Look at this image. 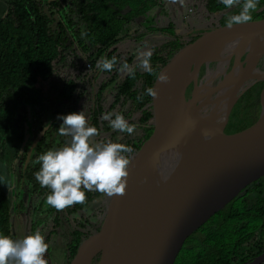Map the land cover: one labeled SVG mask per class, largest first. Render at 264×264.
I'll return each instance as SVG.
<instances>
[{
	"label": "trees",
	"instance_id": "16d2710c",
	"mask_svg": "<svg viewBox=\"0 0 264 264\" xmlns=\"http://www.w3.org/2000/svg\"><path fill=\"white\" fill-rule=\"evenodd\" d=\"M260 1L264 6V0ZM161 4L162 0H8L6 9L0 14V161L4 160L8 145L17 148L18 155L29 138L30 148L35 142L31 150L22 156L23 166L19 172L25 190L38 199L31 211L27 235L40 231L49 244L50 237L57 233L61 225L66 226L67 233L71 228L66 242L67 264L76 255L81 243L101 226L104 214L102 203L97 215L93 210L87 216H84V212L89 211L97 198L104 199L107 195L86 191V204H75L63 211L46 205L50 189L41 187L36 181L34 173L39 170L40 164L34 161L49 149L63 147L69 139L59 133L53 137L62 124L58 116L69 114L66 109L57 110V93L70 98L76 89L82 94L79 88L85 83H94L96 92L94 104L89 108L90 125L100 132L94 140L100 139L103 132L112 130L109 122L101 119L102 115L119 112L129 123L136 125V130L131 135L114 130L110 136L119 135V143L130 146L134 153L139 151L153 130L152 97L146 94V89L154 87L157 73L172 55L206 31L217 28L176 35L166 31L171 28V23L170 27H162L161 32L151 28L153 18L139 21V17ZM239 10L240 6L225 8L220 0L205 2L207 16L223 13L220 27L226 26L228 16L237 14ZM252 16V20L263 18L264 7ZM156 32L171 36L166 42L151 48L153 54L150 63L156 74L137 69L135 78L127 73L120 79L118 74L121 71L117 69L123 63L131 65L133 56L121 61V55L115 54L113 47L126 38L141 39ZM113 56L117 57V66L111 72L96 67V62L102 57L111 59ZM63 70L69 72L67 81L61 83V91L54 90V76ZM261 86L253 92L251 102L247 99L245 103H259ZM105 89H108V94L102 95ZM142 93L143 99L138 100ZM49 114L54 116L43 125L44 121H41ZM31 119L43 123L33 137L27 126ZM254 122H247V126ZM243 130L239 128L236 134ZM133 152L125 155L131 160ZM13 169L11 174L14 181L16 175ZM253 193L262 195L261 183ZM247 195L246 192L231 200L195 231L202 232L205 239L199 241L195 233L189 236L174 264H241L249 259L250 254H261L264 245L261 244L253 253L249 245L252 240L250 230L253 229L251 220L257 218L253 212L249 214ZM12 211L9 191L0 183V234L15 239ZM91 220L95 221L96 228L88 230L86 224ZM256 237L262 239L260 234Z\"/></svg>",
	"mask_w": 264,
	"mask_h": 264
},
{
	"label": "water",
	"instance_id": "95a60500",
	"mask_svg": "<svg viewBox=\"0 0 264 264\" xmlns=\"http://www.w3.org/2000/svg\"><path fill=\"white\" fill-rule=\"evenodd\" d=\"M262 46L264 17L206 31L172 55L159 70L169 81L156 76L153 130L131 157L125 194L108 197L99 230L81 243L69 264H91L97 257L98 264H174L190 235L264 175V87L256 121L238 134L224 133L238 99L264 81L250 55ZM225 55L243 64L245 78L223 97L225 118L213 128V116L186 108L188 70ZM263 259L264 252L242 264Z\"/></svg>",
	"mask_w": 264,
	"mask_h": 264
},
{
	"label": "clouds",
	"instance_id": "9594fccd",
	"mask_svg": "<svg viewBox=\"0 0 264 264\" xmlns=\"http://www.w3.org/2000/svg\"><path fill=\"white\" fill-rule=\"evenodd\" d=\"M176 2V0H171ZM183 3V0H180ZM225 8L240 6L237 14L228 17L226 27L245 24L252 21V13L258 9L259 0H220ZM151 49L137 51V62L134 65L123 63L118 71L127 72L135 78L137 69L154 73L150 63ZM117 66V57L111 59L102 57L96 62L101 71L111 72ZM157 79L167 83L170 79L166 72H159ZM146 94L155 98L154 88H147ZM143 93L137 97L143 99ZM114 116V118H113ZM62 124L58 128L60 136L68 137V142L60 148L49 149L39 155L34 163L40 168L34 173L36 181L41 187L50 189L46 196V205L57 211L75 204H86V191H96L108 197L123 196L126 191L129 175L130 159L125 153H132L133 149L123 143L96 142L94 138L100 135L97 127L91 126L84 111L73 112L58 116ZM102 120L109 122V126L116 131L133 134L136 125L129 123L119 112L104 113ZM0 183L10 188V182L0 176ZM49 248L40 231L26 235L21 239L0 234V264H48L45 254Z\"/></svg>",
	"mask_w": 264,
	"mask_h": 264
},
{
	"label": "rangeland",
	"instance_id": "374dc122",
	"mask_svg": "<svg viewBox=\"0 0 264 264\" xmlns=\"http://www.w3.org/2000/svg\"><path fill=\"white\" fill-rule=\"evenodd\" d=\"M8 0H0V14L4 12L6 9ZM205 2L206 0H183V3L180 0H176V2H171V0H162L161 5H157L146 12L145 15L139 17V21L142 22L146 18H153V22L151 23V28L154 29H161L160 27H167L171 23V28H167L169 33L176 34V35H184L188 32H198L205 29H212L214 27L221 26L220 17L222 16V12L216 13L215 15L207 16L205 11ZM263 3L259 0L258 9L255 12H258L263 9ZM254 13V12H253ZM252 13V14H253ZM231 16V14L229 15ZM228 16V17H229ZM147 26V24H145ZM170 27V26H169ZM161 31V30H160ZM154 32V31H153ZM162 32V31H161ZM167 32V33H168ZM165 33V32H164ZM168 33V34H169ZM171 37V36H170ZM165 34H157L156 33H149L147 36L141 39L136 38H126L121 42L115 45V54L121 55V61L124 58L133 56V62L131 65L135 64L137 61V51L144 50V49H151L153 45L161 43L163 40L170 38ZM130 65V66H131ZM69 72L67 70L59 71L55 74L54 78L56 79V86L54 84V90L61 91L63 86L61 83H65L67 81V75ZM126 72H119V76L123 77ZM190 89L188 87L187 91ZM258 89V83L250 87L238 100L237 104L233 108L229 116V123L226 130V135H234L237 133L239 128L248 127L246 121V114L248 113V109L244 106L247 99H251L254 96V91ZM186 91V92H187ZM55 92V91H54ZM56 97V96H55ZM78 99H84V96L77 97ZM57 99V98H56ZM59 101V99H57ZM80 102V100H79ZM251 102V100L249 101ZM64 104L59 101L57 110L62 111L63 109L67 110V104ZM71 105L74 106L76 103L73 100L70 101ZM89 103V101H88ZM72 108V112H78V105ZM62 107V108H60ZM85 112V108H83ZM54 116V115H53ZM50 114L47 115L44 120V124L31 119L27 122V126L31 129L29 132L31 136H34V133L37 132V129L43 124L45 125L46 122H49V119L52 118ZM58 130L54 132V136H56ZM30 138L29 141L25 143L24 148L19 152L17 155V148L8 145L6 148V155L3 161H0V176L5 177L7 181L10 182V188L7 187L6 184L2 183L5 188L9 191L11 202L13 205L12 211V229L15 235V239H21L26 236L29 232V223L31 219V211L33 206L38 203V199L32 195L28 191H26L25 187L21 182V178L19 177V172L22 169V156L30 150ZM96 142H101L100 139H97ZM14 164V167H13ZM16 175L15 180H12L11 171ZM106 199L101 201L103 206V210L105 212L106 204L108 201V196L105 197ZM98 203V202H97ZM97 203H94L98 206ZM99 203V204H100ZM96 210V208H93ZM90 211H88V214ZM68 233L66 232V226L61 225L56 234H53L50 237L49 241V248L47 253L45 254V259L47 260L48 264H67V251H66V242L69 240ZM98 259L95 261L98 264Z\"/></svg>",
	"mask_w": 264,
	"mask_h": 264
},
{
	"label": "bare ground",
	"instance_id": "6f19581e",
	"mask_svg": "<svg viewBox=\"0 0 264 264\" xmlns=\"http://www.w3.org/2000/svg\"><path fill=\"white\" fill-rule=\"evenodd\" d=\"M250 55L257 58L260 70L255 71L264 72V46L258 52H250ZM234 62V55H225L202 62L188 70L190 83L187 87L190 89L187 92L186 108L194 115L213 116V128H219L225 118L223 97L245 78L243 64L238 66ZM190 97L193 99L189 100Z\"/></svg>",
	"mask_w": 264,
	"mask_h": 264
},
{
	"label": "flooded vegetation",
	"instance_id": "af4514ba",
	"mask_svg": "<svg viewBox=\"0 0 264 264\" xmlns=\"http://www.w3.org/2000/svg\"><path fill=\"white\" fill-rule=\"evenodd\" d=\"M163 32V31H162ZM198 32H200V31H198ZM195 33H197V32H194V31H192L191 32V34H195ZM157 34H159V33H157ZM187 34V33H186ZM185 37H187V35H185ZM184 38V37H183ZM164 41L166 42L167 41V39H165V40H163L161 43H164ZM160 44V43H159ZM134 65V64H133ZM125 74H127V72L125 73ZM124 74V75H125ZM119 76V75H118ZM119 78L121 79V77L119 76ZM258 83V86H260L261 84H262V86H261V90H262V88L264 87V81H260V82H257ZM256 83V84H257ZM255 85V84H254ZM80 90H81V92H82V94H79V90H74V92L72 93V95H70L71 97L70 98H67V97H62V96H60V94H58L57 93V97H58V99H59V101H61V103H65V102H68L66 105H67V110L69 111V113H71L72 112V108H71V103H70V101L71 100H73V102L74 103H76L74 106H72L73 108L76 106V105H78V112H80V111H84V110H82L83 108H85V115H86V117L88 118V120H89V124H90V122H91V118H90V114H89V108L94 104L93 103V99H94V94H95V92H96V89H95V84L94 83H91L90 85H88L87 83H85V85H82V87H80L79 88ZM108 89H105L104 91H102L101 92V94L102 95H106V94H108V91H107ZM261 90H260V92H261ZM84 96V99H78L77 97H80V96ZM259 95H260V93H259ZM79 100H80V102H79ZM88 101H89V103H88ZM239 101V100H238ZM237 101V102H238ZM237 102H236V104H237ZM235 104V105H236ZM235 105H234V107H235ZM244 106L249 110L248 111V113L246 114V118H248V120H246V121H244V122H248V123H250V122H254V121H256V119H257V117H258V115H259V112H260V109H261V106H260V100H259V103H254V104H244ZM233 107V108H234ZM60 108H62V107H60ZM233 110V109H232ZM90 118V119H89ZM228 123H229V121L227 122V124H226V126H225V128H224V133H226V130H227V127H228ZM246 129V128H245ZM114 130L112 129L110 132H107V133H105V132H103L104 134H103V136L100 138V141L101 142H107V141H109V140H111L112 142H118V137H119V135H114V136H110V133L111 132H113ZM238 131V130H237ZM229 135H231V134H229ZM107 136V138L106 139H104V137H106ZM96 140L97 139H95V140H93V143H96ZM134 153V152H133ZM259 183H261V189H262V195H260V196H256V194H254L253 192H254V188L259 184ZM248 193V195H247V207L249 208V210H250V212H249V214L251 215L252 214V212H253V215H255L256 216V218L257 219H255V221H253V220H251L252 222H251V225H252V227H253V229H251L250 230V233L252 234L251 235V241H249V245H250V249L252 250V253H253V250H256V249H258V247L262 244V245H264V175H262V176H260L259 177V180H254V181H252L250 184H248L236 197H240V196H243L245 193ZM235 197V198H236ZM105 198V197H104ZM234 199V198H233ZM232 199V200H233ZM99 200H101V201H103L104 202V199H103V197L101 198V199H99V198H97L96 200H95V202L94 203H97L98 204V206L96 205V204H92L91 205V207H90V209H89V211L90 210H93L94 211V214L95 215H97V213H98V209L100 208L99 207V203L101 202V201H99ZM93 208H96V210H94ZM92 212L90 211V213L89 214H91ZM84 216H87V215H89L88 214V211H86V212H84ZM91 217V216H90ZM96 218H97V216H96ZM209 220V219H208ZM207 222V221H206ZM86 228L88 229V230H93V229H95L96 228V223H95V221H93V220H91L90 221V223H88L87 222V224H86ZM199 229V228H198ZM197 229V230H198ZM196 230V231H197ZM195 233V232H194ZM262 235V241L260 240V237L259 238H257L256 237V235ZM191 236V235H190ZM192 236H193V234H192ZM194 236H196L198 239H199V241H202L203 239H205V235L202 233V232H196L195 234H194ZM254 240V241H253ZM264 252V251H263ZM262 252V253H263ZM261 253V254H262ZM260 254H257V255H252L251 256V254H250V256H249V259L247 260V261H245V262H250V261H253L256 257H258ZM178 256V255H177ZM177 258V257H176ZM176 260V259H175ZM95 261V260H94ZM94 261H92V263L94 262ZM91 263V264H92ZM244 263V262H243ZM242 264V263H241ZM258 264H264V259L262 260V261H260Z\"/></svg>",
	"mask_w": 264,
	"mask_h": 264
},
{
	"label": "crops",
	"instance_id": "0c3cea01",
	"mask_svg": "<svg viewBox=\"0 0 264 264\" xmlns=\"http://www.w3.org/2000/svg\"><path fill=\"white\" fill-rule=\"evenodd\" d=\"M160 28H162V27H160ZM158 30H161V29H158Z\"/></svg>",
	"mask_w": 264,
	"mask_h": 264
}]
</instances>
